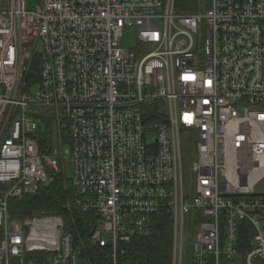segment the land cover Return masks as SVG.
<instances>
[{
    "label": "built area",
    "instance_id": "1",
    "mask_svg": "<svg viewBox=\"0 0 264 264\" xmlns=\"http://www.w3.org/2000/svg\"><path fill=\"white\" fill-rule=\"evenodd\" d=\"M37 1L0 0V264H90L62 216L9 213L66 165L76 206L100 217L86 243L110 264L163 211L173 264L187 228L194 264H264V0L189 14L176 0Z\"/></svg>",
    "mask_w": 264,
    "mask_h": 264
},
{
    "label": "trees",
    "instance_id": "2",
    "mask_svg": "<svg viewBox=\"0 0 264 264\" xmlns=\"http://www.w3.org/2000/svg\"><path fill=\"white\" fill-rule=\"evenodd\" d=\"M208 5L210 0H176L175 10L178 13H196L201 6ZM37 66L34 65L29 75L27 80L29 86L39 81ZM51 125L48 124L42 135L40 146L43 152L52 153ZM63 135L64 142L68 144L70 142L68 130H65ZM10 201V213L14 220L32 218L38 213L62 216L67 231L75 234L76 246L86 253L89 263L110 264L108 248L87 245V239L96 229L100 217L95 213L82 212L76 206L75 188L71 179L65 174L55 175L53 182L42 183L36 194ZM253 234L251 231V236ZM174 235L173 217L165 211L156 214L153 218L151 235L135 238L131 243L122 246L125 253L121 255L119 264H173ZM2 236L3 230L0 229V238Z\"/></svg>",
    "mask_w": 264,
    "mask_h": 264
},
{
    "label": "rangeland",
    "instance_id": "3",
    "mask_svg": "<svg viewBox=\"0 0 264 264\" xmlns=\"http://www.w3.org/2000/svg\"><path fill=\"white\" fill-rule=\"evenodd\" d=\"M27 4H28V9L29 10H35L37 5H38V1L37 0H27ZM211 6V0H210V5L208 6H201L200 10H198L197 12L199 13H205ZM137 42V31L135 27H126L123 31V38L121 39L119 46L122 48H132L136 45ZM196 138H194L190 144H194L192 146H189V148H195L196 145ZM65 145H67L66 143H64ZM53 146L56 148L57 144L55 143V135H53ZM63 166V163H61ZM66 176H68L69 178L72 177V171H71V167L69 165H66ZM256 191L258 194L264 195V182L260 183L257 187H256ZM11 202V201H10ZM10 202H9V213H10ZM11 216V213H10ZM12 218V216H11ZM14 220V219H12ZM192 224L190 223V226ZM198 228L200 224L198 223ZM196 231L193 232V230H190V228H187V232H186V244L184 247V264H194V242H195V235ZM108 238V237H106Z\"/></svg>",
    "mask_w": 264,
    "mask_h": 264
},
{
    "label": "bare ground",
    "instance_id": "4",
    "mask_svg": "<svg viewBox=\"0 0 264 264\" xmlns=\"http://www.w3.org/2000/svg\"><path fill=\"white\" fill-rule=\"evenodd\" d=\"M37 73V72H36ZM34 78V77H33ZM35 79H37V78H35ZM36 81V80H35Z\"/></svg>",
    "mask_w": 264,
    "mask_h": 264
}]
</instances>
